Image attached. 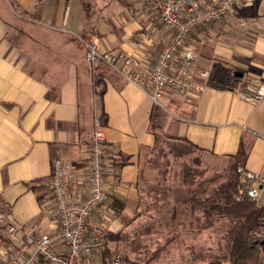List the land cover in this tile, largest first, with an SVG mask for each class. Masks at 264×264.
Wrapping results in <instances>:
<instances>
[{
  "label": "crops",
  "instance_id": "obj_1",
  "mask_svg": "<svg viewBox=\"0 0 264 264\" xmlns=\"http://www.w3.org/2000/svg\"><path fill=\"white\" fill-rule=\"evenodd\" d=\"M237 13L246 26L233 18L189 38L197 71L210 76H192L203 86L199 97L155 105L147 85L133 83L121 68L92 67L86 60V44H95L103 54L137 58L149 70L172 33L158 24L146 0H0V202L7 206V224L36 227L35 238L48 236L64 252L51 189L54 166L60 161L75 168L69 198L84 200L97 118L118 174L105 206L89 219L88 236L106 223L117 234L126 226L124 216L141 212L152 172L148 158L165 135L189 142L235 176L234 163L244 159L239 167L264 182V98L256 105L240 94L249 87L264 91V0L245 3ZM231 72L243 75L235 88L211 82ZM257 203L264 206V186ZM108 208L117 212L112 223L106 222ZM6 227L0 229V261L12 248L32 254L25 235L11 237ZM105 252L96 263L108 260Z\"/></svg>",
  "mask_w": 264,
  "mask_h": 264
},
{
  "label": "built area",
  "instance_id": "obj_2",
  "mask_svg": "<svg viewBox=\"0 0 264 264\" xmlns=\"http://www.w3.org/2000/svg\"><path fill=\"white\" fill-rule=\"evenodd\" d=\"M148 9L159 25L172 33L169 44L158 53L154 64L149 70L141 60L114 53L103 54L95 44H86V60L95 67L107 63L112 67L121 68L130 74L133 83L147 85L149 96L155 105L164 100L177 98L193 103L203 91V86L193 84L191 78L198 73L208 79L209 73L198 70V57L195 50L188 44L191 34L199 28L219 25L226 20L235 19L239 26H246L248 20L237 12L245 3L253 0H146ZM147 72V73H145ZM147 77V80L145 79ZM241 98L258 105L264 98L262 88H244ZM107 136L100 119L94 122V133L88 149L87 181L89 193L79 202L70 201L68 187L77 180V173L71 164L57 161L51 179L55 208L58 215L60 237L64 244V252L59 253L53 248V239L48 236L35 238L36 227L20 228L7 224V206L0 202V229L7 226L9 236L18 233L25 235L26 243L33 247L32 254H26L19 248H12L2 258L0 264H126L118 255H113L105 262L96 263L97 256L105 251L104 238L106 227L102 226L91 235H87L90 217L103 208L107 201V189L118 171L109 163V151L106 146ZM239 200H258L264 182L261 178L246 170L237 168ZM106 222L117 219V212L108 208ZM101 256V255H100ZM99 256V257H100Z\"/></svg>",
  "mask_w": 264,
  "mask_h": 264
},
{
  "label": "rangeland",
  "instance_id": "obj_3",
  "mask_svg": "<svg viewBox=\"0 0 264 264\" xmlns=\"http://www.w3.org/2000/svg\"><path fill=\"white\" fill-rule=\"evenodd\" d=\"M196 154L206 174L195 186H190L184 181L182 171L192 156L174 157L169 152V142L159 139L147 162L152 172L143 192L142 210L131 214L129 219L124 216L126 226L119 231L125 234L126 240H111L107 236L109 231H105L107 259L118 255L126 264H208L212 260L227 259L225 228L217 224L198 234L193 231L191 222L194 214L201 215L208 208L205 200L213 198L235 172L230 168L223 170L216 161ZM193 166L196 167L195 162ZM149 226L154 227L151 234L142 235L143 229ZM161 247L164 249L160 257L154 260L152 257Z\"/></svg>",
  "mask_w": 264,
  "mask_h": 264
},
{
  "label": "trees",
  "instance_id": "obj_4",
  "mask_svg": "<svg viewBox=\"0 0 264 264\" xmlns=\"http://www.w3.org/2000/svg\"><path fill=\"white\" fill-rule=\"evenodd\" d=\"M220 81H222L218 83L220 86L235 88L239 83V77L235 75V72L217 74L211 82ZM214 85L218 87L217 84ZM165 139L169 142V152L174 157L192 156L191 160L184 164L182 174L188 185L195 186L198 180L206 174V169L200 168L201 158L196 154L201 153V150L179 138L165 135ZM194 162L196 167L193 166ZM244 162V159L239 158L234 163L236 176H232L222 184L212 196L213 198L205 200L204 204L208 208L204 213L194 214L192 217V229L198 234L213 229L217 224L226 230L227 259L225 261L212 260L208 264H264V206H259L257 200L252 201L247 198L239 200L237 168L244 165ZM213 200H218V202L213 203ZM153 229V226L143 229L142 235H150ZM107 236L111 240H126L123 232L117 234L109 232ZM163 249V247L159 248L152 258L158 259Z\"/></svg>",
  "mask_w": 264,
  "mask_h": 264
},
{
  "label": "water",
  "instance_id": "obj_5",
  "mask_svg": "<svg viewBox=\"0 0 264 264\" xmlns=\"http://www.w3.org/2000/svg\"><path fill=\"white\" fill-rule=\"evenodd\" d=\"M235 75L238 76L239 78H241L243 76L242 73H240V72H236Z\"/></svg>",
  "mask_w": 264,
  "mask_h": 264
}]
</instances>
